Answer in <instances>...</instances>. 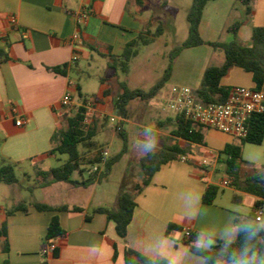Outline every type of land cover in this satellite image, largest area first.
I'll return each instance as SVG.
<instances>
[{
	"label": "crops",
	"instance_id": "crops-1",
	"mask_svg": "<svg viewBox=\"0 0 264 264\" xmlns=\"http://www.w3.org/2000/svg\"><path fill=\"white\" fill-rule=\"evenodd\" d=\"M151 1L146 0V5L140 7L134 0H0V49L8 55V58L0 56V164L4 161L16 164L17 171L35 182L31 191L28 190L31 194L29 199L18 192L26 189L20 180L12 184L18 189L12 207L20 202H42L81 205L85 208L83 213L40 212L29 208L28 212L7 215V210L12 207L0 204V223L7 226L10 245V250L4 252V238L0 239V264H5L6 260L10 264H44L42 246L55 216L59 217L67 236L54 239L57 254L47 255V264H126V248L154 260L161 258L157 255L161 242L169 240L176 251L186 253L184 258L190 260L201 255L192 252L190 246L182 242L183 232L168 235L169 224L183 230L190 229L197 236L195 244L209 237L224 240V233L234 230L235 216L240 213L234 205L241 204L244 197L250 196L252 210L256 203L262 201L261 197L233 186L236 193L230 205L220 203L219 195L214 204L204 203L203 195L208 184L220 186L215 172L218 171V164L225 161L221 151L227 144H238L239 140L213 129H207L204 133L205 146L174 137L175 114L173 118H167L172 127L170 134L165 133L162 127L151 130L157 140L153 151H159L165 145H178L188 151L189 158L199 163L207 160L209 164L202 170L183 159L162 165L150 184L136 196L137 206L126 237L118 236L115 223L108 220L105 214L93 213L94 209L103 205L92 207L90 200L54 201L55 192L90 189L95 184L87 188L63 182L39 186L36 173L54 168L51 160L58 159V155L50 154L51 137L64 126L61 116L67 109L62 107L61 101L67 92L73 93L77 104H81L77 97L78 87L87 96V122L97 128V133L99 118L110 116L112 112L119 113L117 107L112 110L124 82L117 71L108 66L109 73L112 70L115 78L112 94L111 84L105 77L100 78L102 88L99 95L93 96L83 92L76 78L85 74L89 76L84 61H92L95 56L108 59L106 55L109 53L122 54L127 43L135 39L150 20H156L146 12ZM155 1L161 7V0ZM170 2L163 8L168 7ZM84 8L91 9V16L84 23H79L76 15ZM252 8V14L248 17L244 5L238 0L208 2L200 23L201 37L208 43H228L236 38L248 44L254 28L264 27V0H253ZM11 17L16 19L15 24L10 21ZM236 22L242 23L234 36L229 28ZM76 34L79 39L74 40ZM163 36L164 33L159 38ZM220 51L209 44L184 49L175 58L171 77L156 97L168 99L173 85L189 87L187 83L190 80L198 81L199 85L192 88L196 91L207 67L224 62V53ZM74 54L78 58L72 63ZM63 66H67L65 74L52 70ZM125 83L130 87V78ZM221 84L231 88L256 87L252 73L238 66L230 69L221 79ZM130 105L131 102L128 109ZM18 115L26 117L22 127L16 126ZM125 122L130 121L127 119ZM162 125L160 122L159 126ZM123 129L126 131L124 125ZM164 134L167 135V142L160 141ZM150 138L148 134L143 137L149 142ZM140 149L138 163L145 154L142 147ZM37 190L43 191V198L35 196Z\"/></svg>",
	"mask_w": 264,
	"mask_h": 264
},
{
	"label": "trees",
	"instance_id": "trees-1",
	"mask_svg": "<svg viewBox=\"0 0 264 264\" xmlns=\"http://www.w3.org/2000/svg\"><path fill=\"white\" fill-rule=\"evenodd\" d=\"M135 3L144 7L146 0H134ZM214 0H193L187 12V21L189 24V33L187 39L178 45L171 56L169 65L165 69L161 79L153 85L148 91L140 88L132 89L125 82L121 83V92L116 101L119 115L123 118L127 117L128 105L134 100L149 101L155 98L158 93L165 87L169 81L173 63L175 58L186 48L196 47L204 44H209L213 48L221 50L224 53L225 59L221 65H210L204 72L201 84L195 91L197 98L204 103L224 102L231 90V87H226L221 84V79L228 74L233 66H238L247 72L252 73L253 80L256 84L255 88H261L264 85V27L257 26L253 30L251 41L248 44L241 43L238 39H234L228 43H208L200 35V23L203 17L204 9L208 2ZM244 5L246 14L249 17L252 14L253 0H238ZM169 0H161V7L167 6ZM242 22L233 24L229 31L236 36ZM154 20H150L145 28L132 41L128 42L122 54L114 55L109 53L106 55L109 59V67L115 71L121 70L127 74L130 71V63L139 55L141 46L151 45L155 39L164 33L163 23L158 21V26L153 30ZM8 55L4 50L0 49V56ZM67 66L54 67L53 71L65 74ZM77 97L81 100V105L77 107L73 114L64 113L61 116V121L64 126L58 128L51 137L50 154L67 155V159L58 167L48 171H38L36 177L40 187H46L53 183H69L74 187L87 188L95 183H100L105 177H108L113 167L122 157L128 152V137L122 128L119 130L124 140L122 150L115 156L108 158L105 162L104 169L99 174H89L88 179L74 180L72 175L76 172L82 173V167L85 164H96L101 161L102 151L98 150L92 155H84L80 149L82 146L88 148L94 147V137L97 135V128L85 123L89 110L87 108L88 98L82 94L81 89L77 88ZM176 127L172 130L174 137L184 139L186 141L206 145L205 131L208 128L197 125L194 122L185 120L182 116L176 115L174 118ZM264 141V115H256L250 123V133L245 139L239 140L238 144H227L221 151L222 155H226V174L228 182L236 189L257 195L262 198V201L256 203L249 214L237 213L234 220V225H242L248 222H258L256 220L255 211L264 204V176L256 174L254 176H246L242 172V146L245 143L261 145ZM178 159H184L194 165L196 169L202 170V166L197 160L189 158L188 151L178 145H165L159 151H152L144 154L139 160V166L142 171V181L133 191L123 192L117 198V206L114 209L107 207H98L93 210V213H103L108 220L115 223V228L118 236L124 238L127 235L128 226L130 225L134 210L137 206L135 198L144 188L150 184L153 175L161 168L162 165ZM19 183L17 176V165L11 162L4 161L0 165V184L12 185ZM31 191V187L27 188ZM220 194V186L217 184H208L203 195V202L206 204H214L216 198ZM29 208L37 211H54V212H85V208L81 205H50L42 202H20L7 210V215H12L16 212H28ZM90 219V216H87ZM183 232V229L175 224H169L167 234L172 232ZM66 230L61 227L59 217L52 218L46 241L56 238H65ZM260 238H264V231L258 233ZM4 238L3 251L8 252L10 245L8 242L7 226L0 223V239ZM197 240L196 234L192 232L189 237L183 236L182 242L189 245L192 252L201 256L210 257L208 264H215V253L225 244V240L213 238L215 240L214 249L208 252L198 251L195 247ZM243 241V235L237 236L236 244L231 245L232 248L238 247ZM260 248V245H257ZM53 255L57 254L55 250ZM264 259V251L260 253ZM44 256V264H47ZM126 264H167L163 258L149 259L131 248L125 250ZM5 264H10L8 260Z\"/></svg>",
	"mask_w": 264,
	"mask_h": 264
},
{
	"label": "rangeland",
	"instance_id": "rangeland-1",
	"mask_svg": "<svg viewBox=\"0 0 264 264\" xmlns=\"http://www.w3.org/2000/svg\"><path fill=\"white\" fill-rule=\"evenodd\" d=\"M193 0H171L168 7H159L155 0H152L147 7L146 12L154 17L153 30L158 26V20L163 21L164 36L157 37L155 41L148 46H141L139 55L133 59L130 63L129 74L123 73L118 70L117 73L120 79L124 82H128L130 78V88H140L148 91L153 85H155L163 76V73L169 65L173 51L178 45H181L188 37L189 24L187 21V12L191 6ZM222 53V51H220ZM223 54V53H222ZM90 63V65H88ZM174 64V63H173ZM86 73L80 78H76L83 87V92L90 96L99 95L102 83L101 77H105L110 85L111 94L114 93L113 71L109 73V60L104 57L95 56L91 61H84ZM166 67V68H165ZM196 81V80H193ZM192 80L188 81L189 87H196L197 82ZM202 81V80H201ZM201 84V82H200ZM152 100V99H151ZM167 99L156 97L154 100L142 102L141 100H135L131 102L128 110L127 118L123 119L119 113H113L99 118L98 120V133L94 137L93 141L95 146L88 148L87 146L80 147L84 155H92L98 150L104 151L108 149L109 158L117 155L124 146V140L120 134L118 127L122 128V131L127 134L128 137V153H126L122 159L116 163L113 167L111 174L101 180L100 183H95V187L90 189H69L65 193L55 192L54 201L58 203H67L68 201H85L90 200L92 207L97 205H103L104 207L114 209L117 206V198L123 192H131L142 181V171L137 161V156L141 153V147L145 143L143 139L144 135H151L150 142L155 141L154 131L152 129H162L165 133H171V125L167 122V118L174 117V114L167 107ZM116 106L112 108L115 109ZM66 113L73 114L71 110H66ZM115 117V121L111 120V117ZM129 119L130 122H125ZM160 122L163 124L160 125ZM123 125L125 130L123 129ZM92 126V125H91ZM162 140L167 142V135H161ZM196 155L198 151L195 150ZM223 160L226 159V155H223ZM67 159V155H58V159L51 160L52 167H58ZM1 165V164H0ZM92 165L85 164L82 167V173L76 172L72 175L74 180L88 179ZM101 168L97 174L103 171ZM218 171L215 172V179L220 181V194L219 202L222 204L230 205L233 200L234 187L229 184L228 176L226 174L225 161L218 164ZM242 172L246 176H254L256 174L264 176V141L261 145H255L251 143H245L242 146ZM17 176L20 180V184L26 187L18 192H21L26 199H29L31 194L29 193V187L34 185V181L29 180L26 176H23L21 171H17ZM35 177V176H34ZM66 186V185H63ZM66 188V187H64ZM16 185L0 184V204H4L7 208H11L13 205V199L17 193ZM36 197L43 198V191L37 190ZM244 201L241 204H235L234 206L242 214H249L251 211V197H244ZM263 220H264V205L262 208Z\"/></svg>",
	"mask_w": 264,
	"mask_h": 264
},
{
	"label": "built area",
	"instance_id": "built-area-1",
	"mask_svg": "<svg viewBox=\"0 0 264 264\" xmlns=\"http://www.w3.org/2000/svg\"><path fill=\"white\" fill-rule=\"evenodd\" d=\"M91 16V9L84 8L76 18L79 23H84ZM15 24L16 19L10 18ZM74 40L79 39V35L73 36ZM74 54L72 63L77 60ZM73 85V83H71ZM167 107L175 115L182 116L185 120L194 122L197 125L208 129L220 131L228 134L237 140L245 139L250 133V123L254 116L264 115V85L261 88H249L244 86L232 87L227 99L224 102L204 103L197 98L195 90L188 86L173 85L167 99ZM62 107L71 110L73 113L81 104L74 101L73 93L67 92L61 101ZM88 105V103H87ZM115 121V117H111ZM26 123V117L18 115L16 126L22 127ZM85 123L88 124L87 118ZM121 127H118L120 130ZM109 151L105 149L101 154V161L93 164L91 173H97L104 167L109 158ZM184 160V159H183ZM202 166H207V160L200 162ZM208 181V178H206ZM256 220H262L263 211L259 207L255 211ZM192 234L190 229L183 230V236L189 237ZM55 251V241H45L42 246V254L49 255Z\"/></svg>",
	"mask_w": 264,
	"mask_h": 264
},
{
	"label": "clouds",
	"instance_id": "clouds-1",
	"mask_svg": "<svg viewBox=\"0 0 264 264\" xmlns=\"http://www.w3.org/2000/svg\"><path fill=\"white\" fill-rule=\"evenodd\" d=\"M156 144L157 140L152 142L145 140L142 150L145 154L152 152ZM261 231H264V220L237 225L234 230L225 232L222 237L225 244L215 253V264H264V259L260 255L261 251H264V238L258 236ZM241 234L242 243L232 248L231 245L236 244L237 236ZM257 245H260L259 249ZM195 247L198 251L208 252L214 249L215 240L211 237L198 240ZM157 255L166 260L167 264H208L210 259L208 256H200L186 260L184 258L186 253L176 251L171 240L161 242Z\"/></svg>",
	"mask_w": 264,
	"mask_h": 264
}]
</instances>
